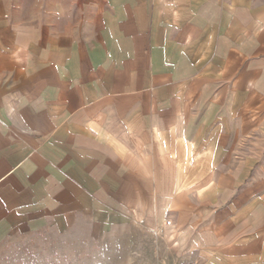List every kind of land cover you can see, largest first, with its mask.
Here are the masks:
<instances>
[{
  "label": "crops",
  "instance_id": "1",
  "mask_svg": "<svg viewBox=\"0 0 264 264\" xmlns=\"http://www.w3.org/2000/svg\"><path fill=\"white\" fill-rule=\"evenodd\" d=\"M206 2L88 0L86 26L66 29L61 45L48 54L49 65L58 73L48 76L46 98L40 96L39 82L28 105H21L17 96L0 94V242L59 217L68 225L75 216L88 219L102 231L111 227L116 233L121 219L114 212L122 206L128 225L142 228L143 236H149L152 227H173L152 220V210L175 213L181 239L177 245L183 252L172 253L170 247L165 252L159 239L153 247L135 238L132 250L155 254L145 264H175L191 257L200 264H264L263 186L242 187L239 195L219 205L184 204L178 197L170 208L155 204L153 209L136 202L132 186L127 201L116 200L120 192L113 182L119 167L114 172V162H134L137 157L139 162H183L167 149L153 148L169 139L179 147L189 146L182 134L187 130L184 118L191 115L187 126L193 125L196 113L190 106L199 95L207 98L213 80L209 70L191 78H172L166 72L151 76L145 68L153 67L155 59L143 55L144 36L150 34L151 50L167 43L168 35H182V43L191 35L194 42L195 35L210 33L208 27H199L200 18H210L202 7ZM116 3L121 4L118 9ZM60 12L54 15L60 17ZM63 12L72 18L77 14ZM84 33L95 38L85 40ZM120 43L131 52L126 58L118 52ZM71 65L84 69L79 74L60 69ZM105 196L111 201L105 202Z\"/></svg>",
  "mask_w": 264,
  "mask_h": 264
},
{
  "label": "rangeland",
  "instance_id": "2",
  "mask_svg": "<svg viewBox=\"0 0 264 264\" xmlns=\"http://www.w3.org/2000/svg\"><path fill=\"white\" fill-rule=\"evenodd\" d=\"M88 5V0H0V94L17 96L21 105H28L39 82L40 96L46 98L48 76L58 73V68L49 65L48 54L61 45L59 39L65 37L66 29L86 26ZM118 5L114 4L115 9ZM202 7L210 18H200L199 27H208L210 33L195 35L194 42L191 35L186 36L190 43L179 42L182 35H168L167 43L158 42L151 50L150 34L144 36L143 55L150 58L152 54L155 59L153 67L145 68L151 76L166 72L172 78H191L209 70L213 81L207 98L206 94L205 98L197 95L190 106L196 113L193 125L187 126L192 124L191 115L184 118L187 130L182 134L189 146L179 147L169 139L160 148H153L167 149L173 159L183 162H139V157L134 162L127 158L114 162L119 178L112 182L119 188L116 200L121 203L129 199L131 186L136 190V202L151 204L153 209L155 204L170 208L178 197L184 204L219 205L239 195L242 187H264V0H207ZM64 10L77 14L75 18L63 16ZM55 11H61V16L56 17ZM81 37L95 38L86 33ZM120 44L119 54L128 57V45ZM60 69L79 74L84 68L71 65ZM110 201L105 196V202ZM122 208L114 212L121 219L116 233L111 227L102 231L91 220L77 216L68 222L70 225L59 217L47 226L25 227L0 242V264L150 262L154 252L131 249L135 238L153 247L159 239L165 252L167 247L172 253L181 251L174 212L152 210V220L162 219L165 225L169 221L173 227H152L149 236H143L142 228L128 225V212ZM193 259H179L175 264Z\"/></svg>",
  "mask_w": 264,
  "mask_h": 264
},
{
  "label": "built area",
  "instance_id": "3",
  "mask_svg": "<svg viewBox=\"0 0 264 264\" xmlns=\"http://www.w3.org/2000/svg\"><path fill=\"white\" fill-rule=\"evenodd\" d=\"M166 225L169 226L170 225V222L167 221L166 222ZM184 264H200V261L197 258H195V259H193V260H191V261H189L187 263H184Z\"/></svg>",
  "mask_w": 264,
  "mask_h": 264
}]
</instances>
